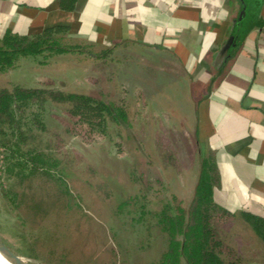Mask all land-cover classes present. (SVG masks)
<instances>
[{
  "label": "rangeland",
  "instance_id": "1",
  "mask_svg": "<svg viewBox=\"0 0 264 264\" xmlns=\"http://www.w3.org/2000/svg\"><path fill=\"white\" fill-rule=\"evenodd\" d=\"M39 60L19 59L0 73V87L86 93L121 105L128 122L116 123L98 108L73 114L69 104H46L44 125L28 144L48 147L61 159L68 192L56 176L10 177L0 150L2 241L28 264H151L166 245L153 213L171 194L185 206L198 170L184 117L169 113L175 103L169 99L175 71L170 56L148 47H115L104 59L60 54ZM169 156L176 165H164ZM12 192L25 201H11ZM218 220L239 264H264V245L244 222Z\"/></svg>",
  "mask_w": 264,
  "mask_h": 264
},
{
  "label": "crops",
  "instance_id": "2",
  "mask_svg": "<svg viewBox=\"0 0 264 264\" xmlns=\"http://www.w3.org/2000/svg\"><path fill=\"white\" fill-rule=\"evenodd\" d=\"M76 3L68 10L58 0H0V34L61 25L101 46L166 52L175 69L169 113L215 150L223 205L264 216V0Z\"/></svg>",
  "mask_w": 264,
  "mask_h": 264
},
{
  "label": "trees",
  "instance_id": "3",
  "mask_svg": "<svg viewBox=\"0 0 264 264\" xmlns=\"http://www.w3.org/2000/svg\"><path fill=\"white\" fill-rule=\"evenodd\" d=\"M58 1L61 8L68 10L77 5V0ZM69 37L67 27L61 25L32 35L4 29L0 34V73L15 68L19 59L25 57L41 58L39 62L60 54H84L88 58L104 59L115 48L91 40L84 43L71 41ZM93 46L100 47V50L94 52ZM51 103L69 104L73 114L98 108L101 114L116 123L126 124L128 118L121 105L82 92L26 87L18 83L0 87V150L5 153L4 171L19 182L30 175L56 176L68 192L61 159L56 158L48 147L28 144L29 138L34 139V130L44 125L43 112L46 104ZM194 141L198 170L190 199L184 206L171 194L169 200L153 213L166 236V245L151 264H239V258H235L232 247L221 235L218 219H240L264 245V216L245 209L232 211L223 205L215 150L205 148L195 138ZM169 158L173 156L166 157L164 165L169 163ZM170 162L177 164L173 159ZM9 197L17 202L18 192L10 193ZM127 198L117 204L118 210L128 203ZM18 201L22 204L24 195Z\"/></svg>",
  "mask_w": 264,
  "mask_h": 264
},
{
  "label": "water",
  "instance_id": "4",
  "mask_svg": "<svg viewBox=\"0 0 264 264\" xmlns=\"http://www.w3.org/2000/svg\"><path fill=\"white\" fill-rule=\"evenodd\" d=\"M243 12L244 9L242 10V13ZM231 41H232V37H230L226 42V44L222 47L219 53V58H221L226 53V50L228 49V46L230 45ZM0 250L7 256V258H9L13 262V264H28L20 256H18L13 251H11L2 241L1 237H0Z\"/></svg>",
  "mask_w": 264,
  "mask_h": 264
},
{
  "label": "bare ground",
  "instance_id": "5",
  "mask_svg": "<svg viewBox=\"0 0 264 264\" xmlns=\"http://www.w3.org/2000/svg\"><path fill=\"white\" fill-rule=\"evenodd\" d=\"M0 264H13L7 256L0 250Z\"/></svg>",
  "mask_w": 264,
  "mask_h": 264
}]
</instances>
